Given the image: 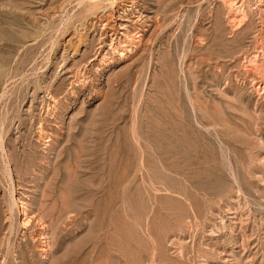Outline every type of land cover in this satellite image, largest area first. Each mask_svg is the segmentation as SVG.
<instances>
[{
    "label": "rangeland",
    "instance_id": "374dc122",
    "mask_svg": "<svg viewBox=\"0 0 264 264\" xmlns=\"http://www.w3.org/2000/svg\"><path fill=\"white\" fill-rule=\"evenodd\" d=\"M0 230V264H264V0H0Z\"/></svg>",
    "mask_w": 264,
    "mask_h": 264
},
{
    "label": "bare ground",
    "instance_id": "6f19581e",
    "mask_svg": "<svg viewBox=\"0 0 264 264\" xmlns=\"http://www.w3.org/2000/svg\"><path fill=\"white\" fill-rule=\"evenodd\" d=\"M99 26H101V25H99ZM102 27H103L102 30L105 33L108 32V31H113L114 30V26H113L112 18L109 17V19H107L106 22L104 24H102ZM17 202H18L17 200L14 201L15 205L17 204ZM12 211H13V208H12ZM26 211L27 210H25V208H24L23 209L24 215H25V213H27ZM10 214H12V213H10ZM11 216H13V215H11ZM48 219H49V215L47 214V211H45V209L43 208V209H41V211L39 212L38 215L28 216V218H26V220L23 221V224L26 225V227L27 226L28 227L30 226L28 228V230H31V229H34L35 228L34 229L35 231H32L30 233L31 234L30 237L32 238V240L34 242H36V243L41 242L42 243L43 249H41V251L44 252V253L49 251L48 250V248L50 247V242L49 241L51 239L50 236H49V234H50V231L55 228V224H56V221H54L53 218H51V220H48ZM10 227H11L10 231L12 230V232H13V228H14L13 227V223H11V226ZM9 237H10V233H9ZM6 240H10V239H6Z\"/></svg>",
    "mask_w": 264,
    "mask_h": 264
}]
</instances>
